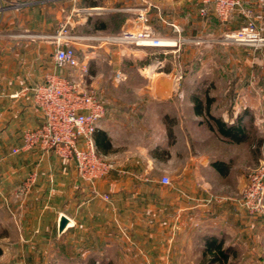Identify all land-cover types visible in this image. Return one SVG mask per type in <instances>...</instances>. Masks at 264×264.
I'll list each match as a JSON object with an SVG mask.
<instances>
[{
  "label": "crops",
  "instance_id": "crops-1",
  "mask_svg": "<svg viewBox=\"0 0 264 264\" xmlns=\"http://www.w3.org/2000/svg\"><path fill=\"white\" fill-rule=\"evenodd\" d=\"M6 1L14 6L8 7L0 19V228L13 230L17 238L61 237L72 238L73 242L100 235L103 221L112 222L123 213L128 222L146 220L144 215L155 221L178 222L179 237L187 240L190 235L186 230L192 229L201 211L214 223L209 230L213 235L233 228L243 231L246 222L236 214L237 191L244 189L251 162L259 156L251 157L247 142H228L212 130L195 112L193 102L181 103L177 98L181 93L180 75L172 71L138 70L143 83H126L129 92L153 102L147 108V121L137 119L131 125L124 119L127 113L121 112L143 114L146 105L140 101L102 98L107 111L97 129L109 138L110 147L102 153L113 163V169L94 183L81 180L74 163L54 151L33 148L13 153V148L22 145L23 128L42 123L28 89L42 82L47 71L65 74L54 64L53 47L42 43V38L52 36L68 19L69 31L79 35L78 44L88 51V47H95L88 33L108 32L109 28H100L98 23L130 9L108 7L99 0ZM241 2L243 8L264 18V0ZM158 19L164 20V14L159 13ZM170 27L167 33L156 30L157 35L177 39L175 25ZM207 29L213 30L211 23ZM7 43L12 46L8 53ZM43 44L49 50V61L42 66L38 48ZM18 46L33 48L22 55L20 50L16 52ZM86 53L85 57L89 55ZM26 56L29 66H24ZM127 77L131 80L130 75ZM238 92L249 97L244 106L253 110L263 106L261 87L248 86ZM32 174L33 184L27 192L21 191ZM164 175L170 177V185L161 183ZM223 191L226 193L221 194ZM61 214L71 223L60 234Z\"/></svg>",
  "mask_w": 264,
  "mask_h": 264
},
{
  "label": "rangeland",
  "instance_id": "rangeland-1",
  "mask_svg": "<svg viewBox=\"0 0 264 264\" xmlns=\"http://www.w3.org/2000/svg\"><path fill=\"white\" fill-rule=\"evenodd\" d=\"M99 1L108 7L130 10L118 12L124 14L109 18L108 32L88 33L92 40L90 43L95 47H88V51H85L78 44L79 39L75 42L77 55L86 71L82 68H63L66 76L83 80L85 86L101 100L110 96L117 101H140L145 104L143 114L121 111L127 113L124 119L133 125L137 119L144 122L150 118L147 108L153 102L148 97L138 98L137 94L129 92L126 83L130 81L129 85L134 86L143 83L144 79L137 74L138 70L152 68L172 71L180 75L181 93L177 98L181 103L193 102L196 96L203 102L209 98L213 115L228 121L242 118L249 137L246 142L252 152L251 157L255 156L257 159L259 156L250 166L256 165L260 159L264 160V104L257 110L244 106L249 97L238 92V89H246L248 86L261 87L264 102V42L251 46L221 41L225 32L244 26L250 19L262 28L261 34L264 36V18L256 19L257 14L252 11L249 14L235 11L226 21L213 12L201 15L200 0ZM11 6L14 5L0 0V19ZM141 11L145 15V22L156 34V30L167 33L174 24L177 39L172 40L176 44L170 47L139 48L104 39L139 25L137 16ZM159 13L164 14V20L158 19ZM209 23L213 26L212 31L207 29ZM53 35L42 38L45 40L42 43L55 49ZM32 48L18 46L16 52L20 50L22 55H27ZM11 49V44L7 43L5 51L8 53ZM85 52L89 54L87 57ZM31 53L33 54L32 51ZM38 54L41 55L40 64L45 65L49 61V50L47 51L45 44L38 48ZM25 61L24 66H29L27 56ZM227 72L232 74L228 76ZM117 73H123L126 78L117 80ZM239 73H245V76H240ZM171 182L170 179L167 185ZM243 190L237 191V199L242 196ZM224 192L221 194L226 193ZM237 199L236 214L246 222L241 227L244 234L233 228L231 232L224 230L215 236L223 239L225 247L232 248L236 256L232 260L237 264H264V211L251 215L238 207ZM203 201L205 202L204 199ZM201 214L198 211V218L192 223V229L187 228L186 233L190 235L187 240L179 237L178 222L155 221L152 216L147 219L148 215H144L146 220L128 222L123 213L118 214L112 222L103 221L100 235L95 232V237L74 239L73 242L72 238L68 240L61 237L32 240L17 238L13 236V230L0 228V245L3 249L0 264H204V238L213 235L209 230L214 223ZM182 242L186 243L181 244Z\"/></svg>",
  "mask_w": 264,
  "mask_h": 264
},
{
  "label": "built area",
  "instance_id": "built-area-1",
  "mask_svg": "<svg viewBox=\"0 0 264 264\" xmlns=\"http://www.w3.org/2000/svg\"><path fill=\"white\" fill-rule=\"evenodd\" d=\"M237 10L244 14L251 12L243 8L241 0H202L200 14L208 15L213 12L221 20L226 21ZM255 18L263 17L256 15ZM137 19L140 20V24L136 27L104 39L115 44H129L139 48L170 47L162 45V40L172 39L157 35L145 22L142 11L138 13ZM68 24L66 19L53 35L56 45L53 55L56 68H82L86 71L75 47V42L80 37L69 31ZM261 30L262 28L250 19L244 26L225 32L221 41L257 46L264 42ZM116 78L121 81L126 76L117 73ZM28 90L32 92L33 109L41 116L42 123L23 128L22 145L13 148L12 152L33 148L54 151L62 159L74 163L78 177L83 181L94 183L106 176L113 169V163L99 151L95 142L98 123L107 111L105 103L85 86L83 80L70 78L57 70L46 73L42 82ZM34 180V174L28 176L21 191L27 192ZM161 182L169 184L170 178L164 175ZM102 197L109 199L108 194H103ZM237 205L251 215L264 211V160L260 159L250 168L248 180L242 196L237 199Z\"/></svg>",
  "mask_w": 264,
  "mask_h": 264
},
{
  "label": "trees",
  "instance_id": "trees-1",
  "mask_svg": "<svg viewBox=\"0 0 264 264\" xmlns=\"http://www.w3.org/2000/svg\"><path fill=\"white\" fill-rule=\"evenodd\" d=\"M94 2V1H93ZM92 2V3H93ZM122 13H115L112 16H118ZM124 14V13H123ZM122 14V15H123ZM100 28H109V21H102L98 23ZM203 102L198 96L193 98L194 110L197 114L203 116L207 125L221 134L228 142L241 143L249 140L246 133V128L242 122V118L238 117L233 123L224 121L221 117H217L211 112V99ZM95 142L100 152L108 151L110 147V141L105 131L97 129L95 132ZM219 162H215L218 165ZM204 250L202 253V260L204 264H237L232 258H235V254L232 248L225 247L222 238L215 235H208L204 238ZM3 253V249L0 245V256Z\"/></svg>",
  "mask_w": 264,
  "mask_h": 264
},
{
  "label": "water",
  "instance_id": "water-1",
  "mask_svg": "<svg viewBox=\"0 0 264 264\" xmlns=\"http://www.w3.org/2000/svg\"><path fill=\"white\" fill-rule=\"evenodd\" d=\"M70 223L71 220L64 214H61L58 221V232L61 234Z\"/></svg>",
  "mask_w": 264,
  "mask_h": 264
},
{
  "label": "bare ground",
  "instance_id": "bare-ground-1",
  "mask_svg": "<svg viewBox=\"0 0 264 264\" xmlns=\"http://www.w3.org/2000/svg\"><path fill=\"white\" fill-rule=\"evenodd\" d=\"M176 42H174V40H162V45H175Z\"/></svg>",
  "mask_w": 264,
  "mask_h": 264
}]
</instances>
